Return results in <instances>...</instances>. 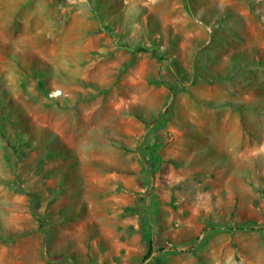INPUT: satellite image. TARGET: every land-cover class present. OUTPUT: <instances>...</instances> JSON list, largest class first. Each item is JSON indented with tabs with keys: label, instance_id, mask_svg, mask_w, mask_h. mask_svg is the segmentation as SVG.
<instances>
[{
	"label": "rangeland",
	"instance_id": "rangeland-1",
	"mask_svg": "<svg viewBox=\"0 0 264 264\" xmlns=\"http://www.w3.org/2000/svg\"><path fill=\"white\" fill-rule=\"evenodd\" d=\"M215 1L0 0V264L67 263L58 210L105 141L141 227L97 238L95 261L264 264V1ZM222 106L252 112L242 163L166 139L189 124L202 144Z\"/></svg>",
	"mask_w": 264,
	"mask_h": 264
},
{
	"label": "crops",
	"instance_id": "crops-1",
	"mask_svg": "<svg viewBox=\"0 0 264 264\" xmlns=\"http://www.w3.org/2000/svg\"><path fill=\"white\" fill-rule=\"evenodd\" d=\"M261 1L264 0H254L256 4ZM196 3L209 5L216 1L196 0ZM211 113L215 122L212 123L210 129L204 130L202 144L196 142L194 131L189 124H170L167 129L170 133L168 131L164 133L170 138L166 139L184 147L214 148L215 154L212 155L223 158L234 157L235 163H242L243 146L251 138L248 132L253 122L251 110L228 109L222 106L213 109ZM159 132H164V129L159 128ZM164 134L161 133V136ZM155 143H160V140H156ZM143 146L145 153L149 152L148 148L153 147V145H147L146 142ZM101 147L103 150L100 152L92 150L79 157L82 173L79 182H77L75 194L80 197V201L69 202L71 197L66 195L68 202L58 210L60 213L57 217L61 221L52 232V240L58 244L55 250L68 253L69 256L53 253L52 257L64 258L67 260L66 264H99V261H95L94 253L105 248L100 247L101 242L97 238L122 236L129 228L139 229L141 227L139 214H135V212L131 214V211L126 208L127 205L124 204L125 179L128 176L127 170L131 166H128L126 161H116V148L112 143L105 141ZM158 147H162V145ZM248 149L249 146L246 147L247 152ZM158 153H161V150H158ZM96 164L97 166H95ZM86 165H91V167ZM133 166L134 169L135 166H138L144 175L147 172L146 161L138 162ZM87 170H91V172ZM92 173L94 174L92 175ZM157 176L156 183L160 182L158 173ZM166 180L175 182L173 176ZM71 190L73 188L69 189V192ZM156 190L160 194L164 192L163 188ZM191 190V188L178 189L177 192L181 195H191ZM138 208H145V206H138ZM144 212L146 213V211ZM143 223L148 227L152 224L153 234L157 236L159 221L155 219L149 223V221L143 220ZM127 242V240H121L119 246H125ZM105 252H109V249L106 248Z\"/></svg>",
	"mask_w": 264,
	"mask_h": 264
},
{
	"label": "trees",
	"instance_id": "trees-1",
	"mask_svg": "<svg viewBox=\"0 0 264 264\" xmlns=\"http://www.w3.org/2000/svg\"><path fill=\"white\" fill-rule=\"evenodd\" d=\"M154 251H155V249L153 248L152 245H150V246L148 247L146 253H145L144 256H143V261H144V262L147 261V260L150 258V256L153 254Z\"/></svg>",
	"mask_w": 264,
	"mask_h": 264
},
{
	"label": "bare ground",
	"instance_id": "bare-ground-1",
	"mask_svg": "<svg viewBox=\"0 0 264 264\" xmlns=\"http://www.w3.org/2000/svg\"><path fill=\"white\" fill-rule=\"evenodd\" d=\"M57 93H61L60 91H57Z\"/></svg>",
	"mask_w": 264,
	"mask_h": 264
}]
</instances>
